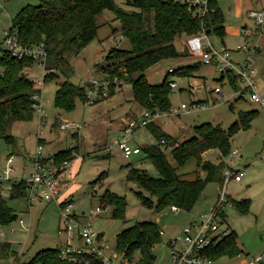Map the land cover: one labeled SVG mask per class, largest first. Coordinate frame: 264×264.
Segmentation results:
<instances>
[{
	"label": "rangeland",
	"instance_id": "374dc122",
	"mask_svg": "<svg viewBox=\"0 0 264 264\" xmlns=\"http://www.w3.org/2000/svg\"><path fill=\"white\" fill-rule=\"evenodd\" d=\"M113 1L124 9L135 10L128 0ZM216 3L224 19L225 34L222 38L213 35L212 40L229 48L231 59L239 65L249 57V65L255 70L251 74L255 91L264 97V34H255L254 21L248 15L250 9H264V0H216ZM36 4L38 0H0V39L3 30L11 27L13 19L23 6ZM96 23V37L79 55L70 59L74 72L69 80L87 89L90 79L101 77L102 74L96 68L106 64L105 56L111 48H129L128 40L121 35L120 22L115 19L111 10L106 9L97 15ZM243 27L246 32L241 31ZM174 43L179 52L185 50V36L177 38ZM238 44L247 45L251 51L235 50ZM254 45L257 46L256 50H252ZM197 61L199 56L189 52L185 56L161 60L145 71L147 80L152 84L161 83L165 76L168 80H175L176 86L171 88L169 94L170 103L172 106H179L181 103L187 105L177 115L160 118L155 123L178 144L196 135L194 127L197 125L211 123L226 130L233 122L240 120V115L253 111L249 127L239 129L229 143L230 150L238 148V156L231 161L228 155L223 158L229 167L245 172L241 181L230 180L225 184L226 193L235 201L249 200L246 212L237 208L234 202L226 205L225 224L236 233L239 252L253 255L264 251V159L261 157L264 110L260 104L251 100V92L245 89V83L240 78L232 84L228 75H222L210 65L200 64L191 75L194 78L190 79L178 73L166 74L169 67L179 71L181 67ZM26 70L27 77L34 82V90L39 93V103L32 119L14 121L0 134V176L8 167L15 169L10 172L9 179H0V195L10 203L16 214V219L9 224H0V264L27 261L37 251L55 248L62 241L63 235L58 234L62 220L55 200H42L29 205L25 196L10 198L8 193L9 184L26 178L31 172L30 157L34 154L39 137L48 140L42 145V154L73 146L76 148L73 173L63 188L71 189L70 198L77 215L88 216L90 210L101 208L91 217L92 229L103 236L108 247L115 248L116 235L122 229L138 221H153L162 231L160 242L152 249L153 264H168L166 243L178 236L183 226L209 211L222 183L218 180L208 182L189 211H173L170 206L156 209L154 196H151L153 205H143L136 195L137 185L129 181L127 175L131 168L145 170L154 177L160 175L144 152L146 147L156 145L158 139L151 129L141 126L133 130L128 140L131 147L140 148V153L126 157L118 146L111 150L104 149L105 143L121 136V127L130 117L134 119L144 111L133 98L131 83L119 80L116 82L119 85L112 94L92 102H84L75 97L72 109L66 110L55 105V93L64 77L58 74L51 79H40L43 68L36 64ZM202 79L204 82L199 89L189 87V82L197 83ZM216 86L220 88V92L215 91ZM193 103L200 106L194 108L191 106ZM65 121L71 126L61 129L59 124ZM75 123H80L81 126L77 128ZM6 134L10 135V141L6 140ZM161 149L164 150L165 147L161 146ZM170 149L168 144L164 152L170 164L175 165ZM203 159L217 162L221 157L213 149L204 152ZM177 172L186 179L203 176L194 159H189ZM106 190L124 197L126 205L123 218L114 217L112 205L102 203L100 196ZM142 192L147 195L145 191ZM75 237L74 232L73 243L81 245ZM133 257L139 256L134 254ZM238 259L237 255L222 256L215 260V264H236Z\"/></svg>",
	"mask_w": 264,
	"mask_h": 264
},
{
	"label": "trees",
	"instance_id": "16d2710c",
	"mask_svg": "<svg viewBox=\"0 0 264 264\" xmlns=\"http://www.w3.org/2000/svg\"><path fill=\"white\" fill-rule=\"evenodd\" d=\"M128 3L135 10L124 9L113 0H38V4L25 5L17 12L10 29L16 30L19 43L23 46H32L41 41L44 43L47 51V72L43 79H51L58 74L64 77L55 93L57 107L72 109L75 97L87 102L91 79L87 84L88 89L71 82L69 77L73 74L74 67L70 59L79 55L96 37V17L106 9L111 10L115 19L120 22L121 35L128 40L129 48H111L105 56L106 64L97 67V72L108 81V95L119 85L117 81H129L134 100L149 111L167 110L171 105L170 79L165 76L161 83L152 84L147 80L145 71L161 60L189 53L187 46L184 51L179 52L174 41L202 28L212 36L222 38L225 34L224 19L216 0H209V10L202 17L195 16L185 5L172 0H128ZM115 40H118V37H115ZM1 52L0 134L14 121L32 119L36 102L32 99L34 82L26 73V69L35 64L34 59H17L4 49ZM200 64V61H197L181 67L179 71L174 70L173 73L188 77L195 73ZM222 75H228L232 84L238 80V77L232 74ZM100 97L106 96L97 98ZM252 112L240 115V120L233 122L226 130L211 123L197 125L194 127L196 135L178 144L174 143L170 135L162 132L155 122L146 125L158 139V143L146 147L144 152L160 175L154 177L137 168L129 170L127 178L137 185L136 195L141 203L146 206L153 205L151 196H154L156 209L174 205L178 209L189 211L208 182L218 180L222 183V173L229 167L223 158L231 151V138L239 129L249 127ZM5 138L10 141V135L6 134ZM161 139L164 142H161ZM168 144L171 146L170 153L175 165L170 164L164 152ZM161 146L165 149L162 150ZM74 149V146L69 147L53 156L56 160L73 158L76 153ZM213 149L219 152L221 159L217 162L203 159V153ZM189 159L195 160L203 176L186 179L177 172ZM26 186L25 179L14 180L8 189L9 197L25 196ZM142 191L149 196L144 195ZM100 198L102 203L112 205L114 217L123 218L126 205L123 196L106 190ZM232 202L242 212L248 210L249 200L235 201L231 198ZM15 219L14 209L0 195V224H9ZM160 235L161 230L157 223L138 221L117 233L115 248L123 251L127 257L138 253L142 262L153 264L152 249L160 242ZM236 239V233L230 229L226 236L209 247L205 253L214 259L236 256L240 254ZM59 250V246L44 248L27 261L16 264H77L61 259ZM89 258L91 264H102L98 258Z\"/></svg>",
	"mask_w": 264,
	"mask_h": 264
},
{
	"label": "built area",
	"instance_id": "2783aa9c",
	"mask_svg": "<svg viewBox=\"0 0 264 264\" xmlns=\"http://www.w3.org/2000/svg\"><path fill=\"white\" fill-rule=\"evenodd\" d=\"M185 5L188 9L192 10L193 14L202 17L208 12L209 0H172ZM213 11V9H212ZM248 15L253 19L255 24V34H264V9H250ZM185 44L191 54L199 56L201 64L210 65L221 74H232L240 78L245 83V89H248L251 94V100L260 104L264 110V97L258 95L255 91V84L252 80V73L255 72L254 68L250 67V60L247 56L243 64L239 65L231 59V50L224 44H216L212 40V35H209L203 28L198 32L188 34L185 36ZM2 49L7 50L14 58L20 59L24 57L33 58L35 64L43 68V73L40 79L46 74L45 62L47 51L44 43L41 41L32 46H23L19 43L15 29H4L2 38L0 40V56ZM257 46L254 45L252 50H256ZM237 51L250 52L245 44H238L235 47ZM264 68V67H263ZM174 69L169 67L167 75L173 74ZM2 68L0 67V74ZM40 83V81H39ZM203 83L192 82L193 89H199ZM108 81L103 78H93L90 80L88 90V100L92 102L98 96H107ZM169 85L176 86V81L170 79ZM215 91L220 92V88L216 86ZM39 93L34 92L32 99L36 102L34 107L38 106ZM198 108L200 104L193 103L191 105ZM187 108L185 103L179 106H172L167 110H145L136 118L131 117L121 127V136L112 142L105 143L104 149L111 150L114 146L123 152L124 156L129 157L132 154L140 152L139 147H131L128 140L133 130L137 127L146 126L151 122H155L160 118L166 119L171 115H177ZM41 112V108L38 107ZM43 119V116H41ZM69 122H62L59 124L61 129L70 127ZM77 128L81 126L80 123H75ZM38 139V144L31 156L30 163L32 166L31 172L27 175L25 181L27 186L25 189V197L29 205L39 201H53L55 200L59 206L60 218L62 224L58 227V234L63 235V245L60 246L59 256L61 259L77 264H91L90 256L98 258L102 264H145L138 258L127 257L123 251L116 248H110L105 244L103 236L99 235L92 229L91 217L101 210L96 207L95 210H90L88 216L79 217L74 212V204L67 196L61 197V186L66 179L72 176L73 158H65L56 160L53 155L47 156L42 154V142ZM161 142H164L161 139ZM238 148L232 149L228 154V159L234 160L238 156ZM264 159V139L262 142V154ZM10 159V158H9ZM15 169L8 167L0 179H9L10 172ZM245 172L241 169L228 167L222 173V184L218 192L217 198L210 207L208 212L201 214L197 220H193L180 229L178 236L169 239L166 243L168 248L169 263L168 264H215L214 258L206 255L205 251L216 244L222 237L226 236L230 229L225 224L224 207L231 204V197L225 191V184L230 180L241 181ZM173 211L178 210L174 205L171 206ZM22 220L20 219V222ZM82 243L81 245L75 244L72 241L73 234ZM162 234V231H161ZM75 237V239H76ZM236 264H264V251H260L253 255L238 254ZM8 264H16L9 262Z\"/></svg>",
	"mask_w": 264,
	"mask_h": 264
},
{
	"label": "crops",
	"instance_id": "0c3cea01",
	"mask_svg": "<svg viewBox=\"0 0 264 264\" xmlns=\"http://www.w3.org/2000/svg\"><path fill=\"white\" fill-rule=\"evenodd\" d=\"M264 8V7H263ZM241 31L242 32H246V29L243 27V28H241ZM1 40V39H0ZM184 77H186V76H184ZM187 78H194V76H188ZM203 80V79H202ZM200 83H202V82H204V80L203 81H199ZM191 83L192 82H189V87L192 89V86H191ZM33 90H34V86H33ZM194 90V89H193ZM34 92H38V91H36V90H34ZM157 123V122H156ZM157 125H159L158 123H157ZM41 139V142H42V144H45L46 142H48V140H46L44 137H40ZM39 139V138H38ZM61 150H63V149H61ZM61 150H58V151H61ZM57 151V152H58ZM57 152H54V153H51V152H47L46 154H44V155H47V156H50V155H54L55 153H57ZM140 153V152H139ZM30 159H31V157H30ZM72 173H73V169H72ZM68 180L69 179H66L65 181H64V183L62 184V186H61V197L62 196H67L68 198H70V195H71V189H69V187H64L63 188V186L64 185H66L67 184V182H68ZM9 187H10V184L8 185V189H9ZM8 193H9V191H8ZM71 199V198H70ZM49 202V201H48ZM10 204V203H9ZM83 215H79V217H82ZM63 242H64V239H63V237H62V241L59 243V247L60 246H62L63 245ZM76 244H78V245H80V243H78V242H76Z\"/></svg>",
	"mask_w": 264,
	"mask_h": 264
}]
</instances>
